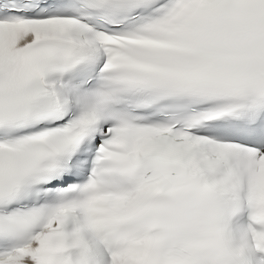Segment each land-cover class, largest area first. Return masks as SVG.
Instances as JSON below:
<instances>
[{
  "label": "snow or ice",
  "instance_id": "snow-or-ice-1",
  "mask_svg": "<svg viewBox=\"0 0 264 264\" xmlns=\"http://www.w3.org/2000/svg\"><path fill=\"white\" fill-rule=\"evenodd\" d=\"M0 264H264V0H0Z\"/></svg>",
  "mask_w": 264,
  "mask_h": 264
}]
</instances>
